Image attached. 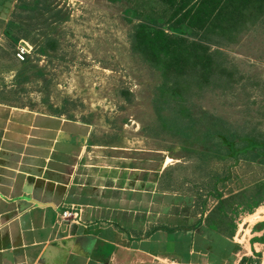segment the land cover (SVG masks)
<instances>
[{
    "label": "rangeland",
    "instance_id": "374dc122",
    "mask_svg": "<svg viewBox=\"0 0 264 264\" xmlns=\"http://www.w3.org/2000/svg\"><path fill=\"white\" fill-rule=\"evenodd\" d=\"M173 12L161 0H0V92L91 124L89 162L145 170L137 175L167 192L169 215L188 223L208 216L245 246L250 224L264 217V149L233 158L220 136L264 142V15L224 48L238 84L181 104L132 48L139 24L172 33ZM253 251L262 262L263 248Z\"/></svg>",
    "mask_w": 264,
    "mask_h": 264
},
{
    "label": "crops",
    "instance_id": "0c3cea01",
    "mask_svg": "<svg viewBox=\"0 0 264 264\" xmlns=\"http://www.w3.org/2000/svg\"><path fill=\"white\" fill-rule=\"evenodd\" d=\"M90 125L0 92V264H264V217L245 246L172 217L145 170L88 161ZM73 208L81 223L62 219Z\"/></svg>",
    "mask_w": 264,
    "mask_h": 264
},
{
    "label": "trees",
    "instance_id": "16d2710c",
    "mask_svg": "<svg viewBox=\"0 0 264 264\" xmlns=\"http://www.w3.org/2000/svg\"><path fill=\"white\" fill-rule=\"evenodd\" d=\"M161 1L178 17L170 18L172 33L157 28L155 23L139 24L133 37V52L160 69L172 97H180L181 104L204 89H219L222 94L228 92L227 87L233 89L238 84L233 75L236 70L230 67L224 48L238 41L243 25H256L263 17L264 0ZM220 139L233 158L264 149L263 141L235 133L229 137L221 135ZM236 140L243 141L244 147L235 148Z\"/></svg>",
    "mask_w": 264,
    "mask_h": 264
},
{
    "label": "built area",
    "instance_id": "2783aa9c",
    "mask_svg": "<svg viewBox=\"0 0 264 264\" xmlns=\"http://www.w3.org/2000/svg\"><path fill=\"white\" fill-rule=\"evenodd\" d=\"M27 53L28 51L26 50V48L19 49L17 58L20 61H25ZM82 213H83L82 210L73 208L63 211L61 216L63 220H67L71 223L78 224L82 222Z\"/></svg>",
    "mask_w": 264,
    "mask_h": 264
}]
</instances>
